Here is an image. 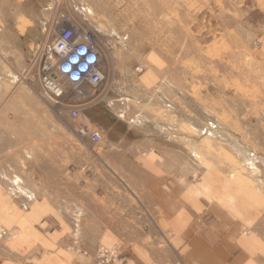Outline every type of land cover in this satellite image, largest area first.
<instances>
[{
  "label": "rangeland",
  "instance_id": "374dc122",
  "mask_svg": "<svg viewBox=\"0 0 264 264\" xmlns=\"http://www.w3.org/2000/svg\"><path fill=\"white\" fill-rule=\"evenodd\" d=\"M53 4H45L51 20L58 17ZM74 6V19L84 18L102 47L108 43L119 55L132 46L134 79L145 68L140 61L164 44V101L145 103L156 94L122 87L105 97L63 81L65 96L55 103L30 75L23 79L29 57L17 80L32 82L36 96L22 90L0 113L7 193L23 199L21 206L39 195L58 201L67 175H84L90 153L80 147L93 143L75 129L87 120L105 143L125 132L126 143L178 153L181 174L194 184L212 174L228 178L230 190L264 193V0H74ZM74 106L81 117L71 115Z\"/></svg>",
  "mask_w": 264,
  "mask_h": 264
},
{
  "label": "crops",
  "instance_id": "0c3cea01",
  "mask_svg": "<svg viewBox=\"0 0 264 264\" xmlns=\"http://www.w3.org/2000/svg\"><path fill=\"white\" fill-rule=\"evenodd\" d=\"M49 1L0 0V113L22 90L36 96L34 84L17 77L39 45L53 42ZM128 51L100 45L102 93L139 89L156 94L145 103H162L164 44L140 61L137 79L131 45ZM125 135L81 145L90 153L84 175H67L58 201L39 195L21 206L0 179V226L17 229L16 237L0 240V264H89L99 245L117 242L129 255L125 264H264V193L230 190L228 178L212 174L194 184L181 174L178 153L146 150L124 142ZM75 244L83 254L68 248Z\"/></svg>",
  "mask_w": 264,
  "mask_h": 264
},
{
  "label": "built area",
  "instance_id": "2783aa9c",
  "mask_svg": "<svg viewBox=\"0 0 264 264\" xmlns=\"http://www.w3.org/2000/svg\"><path fill=\"white\" fill-rule=\"evenodd\" d=\"M58 17L50 22V32L55 38L51 44L39 45L30 54L27 71L23 79L31 76V81L39 83L55 102L59 103L65 96L63 81L71 85H88L94 93L103 90L105 76L99 68L100 45L96 36L84 18L74 19L76 12L74 0H54ZM64 9V10H63ZM138 65L136 70H141ZM73 118L82 116L81 107L70 109ZM86 118V117H85ZM79 136H87L93 144H99L101 132L88 120L75 129ZM17 230L0 228V238H14ZM78 254H83L81 246L71 247ZM123 243L99 245L89 264H125L127 255ZM75 264V263H73Z\"/></svg>",
  "mask_w": 264,
  "mask_h": 264
}]
</instances>
